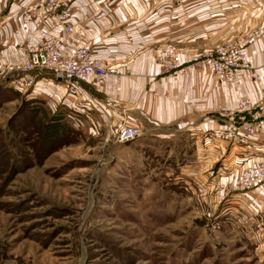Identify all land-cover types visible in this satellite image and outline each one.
<instances>
[{
    "label": "rangeland",
    "instance_id": "374dc122",
    "mask_svg": "<svg viewBox=\"0 0 264 264\" xmlns=\"http://www.w3.org/2000/svg\"><path fill=\"white\" fill-rule=\"evenodd\" d=\"M221 44L205 53L162 49L205 57ZM110 53L104 58L120 63L113 77L121 79L124 60ZM3 80L0 72V264H264V214H223L217 184L245 146L214 129L194 136L168 127L152 136L126 119L105 125L86 114L98 105L86 96L71 103L93 107L79 118L43 94L36 111L21 108L28 99ZM55 115L63 119L48 126ZM122 127L142 135L116 142Z\"/></svg>",
    "mask_w": 264,
    "mask_h": 264
},
{
    "label": "crops",
    "instance_id": "0c3cea01",
    "mask_svg": "<svg viewBox=\"0 0 264 264\" xmlns=\"http://www.w3.org/2000/svg\"><path fill=\"white\" fill-rule=\"evenodd\" d=\"M32 1L0 0V62L23 54L28 36L19 16L22 6ZM75 4L83 37L93 42L97 55L114 51L124 60L121 79L111 76L98 87H89L98 105L89 111L93 107L84 104L88 117L95 115L105 125L108 118L116 125L126 119L152 136L168 127L196 136L227 125L215 111L218 103L234 107L240 96L264 100V0H75ZM254 28L262 32L247 47L255 74L242 79L238 90L202 69L172 75L161 73L156 65L155 50L169 44L205 53ZM50 89L40 86L38 91L49 102L61 97L54 99ZM252 146L264 150V133Z\"/></svg>",
    "mask_w": 264,
    "mask_h": 264
},
{
    "label": "built area",
    "instance_id": "2783aa9c",
    "mask_svg": "<svg viewBox=\"0 0 264 264\" xmlns=\"http://www.w3.org/2000/svg\"><path fill=\"white\" fill-rule=\"evenodd\" d=\"M19 19L27 30L28 40L19 58L0 62L7 86L20 91L28 100L41 99L38 88L49 86L54 99L61 95L51 102L54 108L66 109L72 118L82 117L88 111L86 106L75 107L71 103L84 96L89 98L88 102L98 103L89 84L101 85L109 77L119 76L120 63L97 55L93 42L83 37L77 25L74 0H34L22 6ZM260 35V30L251 31L240 43L221 44L215 53L205 57L168 46L157 52L156 64L160 69L176 73H190L202 67L215 79L238 88L242 79L255 74L247 46ZM254 79L260 81L259 76ZM216 109L227 120L218 136L223 141L245 146L217 182L221 186L220 197L227 203L222 213L239 214L245 219V208H252L263 215L264 150L261 146L253 148L252 142L264 133V100L258 102L252 96H240L234 107L218 104ZM245 114H251V118H245ZM237 116H242L240 121L236 120ZM141 135L139 127H122L116 142ZM254 199L259 203H251Z\"/></svg>",
    "mask_w": 264,
    "mask_h": 264
},
{
    "label": "trees",
    "instance_id": "16d2710c",
    "mask_svg": "<svg viewBox=\"0 0 264 264\" xmlns=\"http://www.w3.org/2000/svg\"><path fill=\"white\" fill-rule=\"evenodd\" d=\"M3 83H2V85L4 86V88H5V90H7V91H13V92H16L17 90H15V89H12V88H9V87H7V80H3L2 81ZM40 101L41 102H43V100H41V99H32V100H26L23 104H22V107L21 108H26V106H31V109L30 110H35L36 111V109H38L39 107H40ZM40 104V105H39ZM26 105V106H25ZM42 106V105H41ZM63 109V108H62ZM67 111V110H66ZM58 115H55V116H53V117H51V119H49V120H46V121H49V122H47V125L49 126V124H52V123H55V121H56V118H58L59 119V121H61L62 119H63V117L62 116H58ZM15 118H16V115L14 116ZM60 123V122H59ZM12 141H13V146H15L16 147V134H15V136H13V138H12ZM1 147H2V144H1ZM51 151V150H50ZM13 163H14V160L12 161Z\"/></svg>",
    "mask_w": 264,
    "mask_h": 264
}]
</instances>
